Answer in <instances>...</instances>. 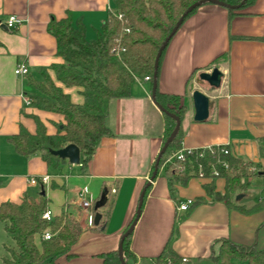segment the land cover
<instances>
[{
  "label": "crops",
  "instance_id": "0c3cea01",
  "mask_svg": "<svg viewBox=\"0 0 264 264\" xmlns=\"http://www.w3.org/2000/svg\"><path fill=\"white\" fill-rule=\"evenodd\" d=\"M112 9V0H0V204L19 203L25 194L36 199L41 188L38 180L47 177L46 183L40 182L47 208L53 216L66 213L81 228L73 256H60L56 264H102L101 254L117 251L169 126L151 101L152 81L143 78L135 80L128 97L110 100L105 119L110 135L99 141L84 166L66 161L59 169L49 168L37 153L18 154L9 140L20 127L34 134L35 118L48 135L64 123L62 115L39 108L31 98L37 90L29 80H40L41 71L73 104L83 103L81 88L56 80L52 67L64 61L57 54L55 37L47 31L49 20L68 15L73 25L82 24L86 40H93ZM9 15L21 20L14 29L3 26ZM19 63L27 66L24 76L14 74ZM214 67L222 73L219 87L198 81L201 72ZM157 89L163 96H178L184 106L182 149L224 146L231 156L250 162L251 169L264 171V0H253L231 17L221 6H200L167 43ZM194 90L209 99L203 122L193 120ZM255 177L250 182L255 183ZM257 177L264 188L262 176ZM31 178L37 183L30 184ZM208 181L191 178L185 186L173 185L171 191L163 170H158L131 232V258L126 264H154L173 232L170 246L181 261L185 259L181 264H212L213 245L222 238L264 248V210L245 215L223 202H210L202 187ZM214 185L215 191H224L223 178ZM83 189L94 203L103 189L108 191L106 205L98 210L97 226H88L89 211L80 207ZM254 197L248 188L242 203H252ZM199 198L202 203L178 210L180 203ZM11 244L0 222V261L4 247Z\"/></svg>",
  "mask_w": 264,
  "mask_h": 264
},
{
  "label": "trees",
  "instance_id": "16d2710c",
  "mask_svg": "<svg viewBox=\"0 0 264 264\" xmlns=\"http://www.w3.org/2000/svg\"><path fill=\"white\" fill-rule=\"evenodd\" d=\"M196 1L199 0H112L113 9L100 25L93 40H86L82 24L73 25L70 16L59 20L51 18L47 31L55 37L57 54L64 61L63 65L52 67L56 80L67 87L81 88L83 103L73 104L46 72L41 71L40 80H29V84L37 90L31 94V98L39 108L62 115L64 123L55 134L48 135L41 122L34 117V134L20 127L17 134L9 137L15 151L25 157L37 153L49 168L59 169L66 160L50 154L49 150L74 144L80 152L79 164L84 166L95 152L99 141L110 135L105 124L110 100L128 97L136 79L149 77L152 81L154 58L159 46L186 8ZM218 1L238 5L242 0ZM252 2L253 0H246L238 9H225L231 17ZM199 7L189 12L182 23ZM156 100L181 120L185 109L178 96H163L156 86ZM163 115L169 123L164 143L175 122ZM181 137L179 129L158 164V170H163L171 191L174 189L173 185L185 186L191 178H203L209 180L202 187L210 202H223L228 209L245 215L264 210V193L255 202L242 203L250 185L249 179L257 175H261L263 179L264 171H260L258 167L251 170L250 162L229 153L222 154L220 147H212V151L202 148L190 151L185 149L182 159L168 160L170 155L182 150ZM222 162L227 164V168L222 167ZM199 170L202 177L198 176ZM213 170L218 175H213ZM217 178L224 180L223 192L215 191L214 181ZM38 182L41 188L36 199L25 194L19 203L0 204V222L12 240L10 246L4 247L5 254L0 264H56L60 256H73L71 250L78 240L81 228L66 213L52 215L50 221L42 219V213L48 209V199L45 193H40L44 189L40 180ZM238 195L242 196L236 199ZM200 203L202 199L199 198L192 205ZM47 232L51 236L43 240L42 236ZM173 233L154 259V264H181V259L170 246ZM130 236L131 233L122 243L125 262L131 258ZM214 246L216 249L213 248L210 255L212 264H234L236 260L246 264H264V248H258L255 244L239 245L222 238L215 241ZM100 258L102 264H121L117 251L103 253Z\"/></svg>",
  "mask_w": 264,
  "mask_h": 264
},
{
  "label": "water",
  "instance_id": "95a60500",
  "mask_svg": "<svg viewBox=\"0 0 264 264\" xmlns=\"http://www.w3.org/2000/svg\"><path fill=\"white\" fill-rule=\"evenodd\" d=\"M246 0H242L238 5H228L224 2L218 1V0H199L191 5H189L186 10L182 13V15L179 17V19L176 21L175 25L169 32V34L164 38L162 41L161 45L159 46L157 53L154 58V64H153V75H152V83H151V92H150V98L153 104L157 107V109L172 118L175 122L174 128L169 134V136L166 138L164 143L162 144L161 148L158 151V154L154 160V165H153V170L151 172V175L142 188L139 198H138V203H137V208L135 211V216L132 220V222L122 231L121 236H120V241L117 247V253L118 257L120 260L121 264H126V262L123 259V249H122V243L125 237H127L133 230L135 223L140 215L141 212V206L143 203V198L146 192V189L150 186L151 182L154 180V178L157 175V170H158V164L161 155L165 152L168 144L175 138L177 132L180 129V118L176 116L173 113H170L167 111L163 106H161L158 101L156 100V86H157V69H158V62L159 58L161 56L162 51L166 47L167 43L171 39V37L175 34V32L178 30L180 27L183 19L189 12H191L193 9L196 7H199L203 4H214L217 6H221L223 8L227 9H238L242 5H244ZM5 27V25H3ZM6 28V27H5ZM221 78H222V73L217 69L213 68L210 72H201L198 75V81L200 82H205L207 83L208 86L217 88L220 86L221 83ZM191 99L193 103V108H194V115H193V120L195 122H203L207 119L208 113H209V99L206 95H204L202 92L199 90H194L191 93ZM49 153L59 157L60 159L66 160L69 164L71 165H78L80 161V152L77 146L74 144H67L64 147L58 149V150H49ZM41 194L44 193L43 190L40 192ZM107 193L108 191L106 189H103L101 191L100 197L95 201L93 209L95 211L94 218H93V225L97 226L99 225L100 219H101V214L98 212L99 209L103 208L106 203H107ZM242 195H238L236 199L240 198Z\"/></svg>",
  "mask_w": 264,
  "mask_h": 264
},
{
  "label": "built area",
  "instance_id": "2783aa9c",
  "mask_svg": "<svg viewBox=\"0 0 264 264\" xmlns=\"http://www.w3.org/2000/svg\"><path fill=\"white\" fill-rule=\"evenodd\" d=\"M21 23V20L19 17L15 16V15H9L7 17V19L4 22V25L7 29H14L16 26H18ZM28 73V69L27 66L24 63H19L18 65H16V67L14 68V74L17 76H24ZM145 80H150L149 77H144ZM29 102V101H28ZM209 151H212L211 148H207ZM190 151V149H188ZM183 152L184 149L170 155L168 157V160L172 159V158H177V159H182L183 158ZM220 152L222 154H228V150L226 147L221 146L220 147ZM222 167L225 169L227 168V164L225 162H222ZM253 170V169H251ZM213 175H218V172L216 170H213ZM199 177H202V172L199 170ZM41 183H46L47 182V177H42L40 179ZM29 183L30 184H36L37 180L34 178L29 179ZM262 184L264 186V177L262 179ZM114 189H110L109 193H113ZM79 196L81 198L80 200V207L83 210H88V214H87V224L88 226H93V218H94V211L92 210L93 204H94V200L92 199V197L89 195L88 191L86 189L81 190V192L79 193ZM193 204V200L188 199L187 201H185L184 203H180L178 205V210L180 211H187L189 209V207ZM42 219L46 220V221H50L52 214L51 211L49 209H46L43 213H42ZM51 236L50 233H44L42 236L43 240H47L49 239ZM185 259H182V262H184Z\"/></svg>",
  "mask_w": 264,
  "mask_h": 264
},
{
  "label": "rangeland",
  "instance_id": "374dc122",
  "mask_svg": "<svg viewBox=\"0 0 264 264\" xmlns=\"http://www.w3.org/2000/svg\"><path fill=\"white\" fill-rule=\"evenodd\" d=\"M254 180L256 182L253 183L252 180H251L250 185H249V189L253 192V194L255 196L254 199H253V201L255 202V201L259 200L263 196L264 188L261 186V184L259 182V180H260L259 177H255ZM235 264H245V263L243 261L236 260Z\"/></svg>",
  "mask_w": 264,
  "mask_h": 264
}]
</instances>
